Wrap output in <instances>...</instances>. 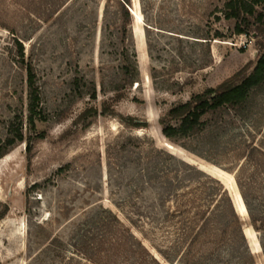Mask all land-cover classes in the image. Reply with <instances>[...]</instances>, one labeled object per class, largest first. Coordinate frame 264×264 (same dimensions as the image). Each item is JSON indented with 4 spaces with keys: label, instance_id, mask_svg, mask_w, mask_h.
Listing matches in <instances>:
<instances>
[{
    "label": "rangeland",
    "instance_id": "rangeland-1",
    "mask_svg": "<svg viewBox=\"0 0 264 264\" xmlns=\"http://www.w3.org/2000/svg\"><path fill=\"white\" fill-rule=\"evenodd\" d=\"M223 3L0 0V146L15 115L33 134L16 40L43 115L35 125L43 138L0 156V264H153L149 255L161 264L219 255L235 264L238 232H222L223 203L206 175L227 189L253 264H264V83L242 104L205 115L189 137L168 139L159 124L171 106L264 54V27L251 17L237 34ZM132 48L136 72L127 75ZM174 190L184 200L196 192L201 210L211 205L193 245L200 221L192 226L195 208L176 212Z\"/></svg>",
    "mask_w": 264,
    "mask_h": 264
},
{
    "label": "trees",
    "instance_id": "trees-1",
    "mask_svg": "<svg viewBox=\"0 0 264 264\" xmlns=\"http://www.w3.org/2000/svg\"><path fill=\"white\" fill-rule=\"evenodd\" d=\"M122 2L130 8L128 0H122ZM222 9L224 18L234 20V26L237 34L245 32L246 27L250 24L251 17H253L259 25L264 27V0H224ZM220 36L221 35L216 32L214 37ZM16 44L18 48L17 55L20 62L24 64L26 70L27 114L25 127L33 131V134L25 136L23 130V119L21 116L15 115L10 123L8 135L3 144L0 146V156L6 152L8 147L17 142L24 141L25 149L28 151L32 147V136L34 138H43L42 132L35 131L36 122L43 119L42 110L40 108V96L38 88L35 84V74L31 64L29 62H25L22 43L16 40ZM124 59V72L127 75H132L136 72V53L133 48L130 53L127 52L125 54ZM263 83L264 54L260 55L250 67L242 68L216 87H206L201 92L192 94L188 100L171 106L166 113L165 119L159 122L161 133L166 138L171 140L189 137L193 132L202 129L205 126V121L202 119L205 115L213 113L225 106H236L242 104L247 100L250 91ZM205 177L211 186L210 189L212 190V194L217 196L218 200L223 203L221 214L225 219V227L222 232H225L230 228H234V231L236 230L238 232V238L240 239V244L243 250L240 253L241 256L239 260L236 261L235 264H253V256L247 247V239L245 238L246 236H244L245 234H243L239 214L234 207L235 203L233 204L227 189L219 179L209 175H206ZM180 182L181 180L179 183ZM163 184V187L165 186V189L170 188L169 190L173 187H177L174 183L170 184L166 181L163 182ZM174 191L176 193L174 196L177 202V207L179 206V209H176V212L178 214L188 213L191 208H195L194 215L191 218V223L193 224L192 226H196L197 223L195 222L200 221L196 228L193 229L192 235L189 238V245H193L199 238L201 232L207 228V225H210L211 216L210 213H208V210L211 209V205H207V210H201L198 206L199 200L195 195L196 192L194 194L193 191H191L192 196L187 200H184V197L182 199L179 198L181 195H178L176 190ZM238 197L241 199V204H237V200L235 199L237 208L241 214H244L246 210L245 204L248 209L249 206L245 199L244 204L241 196L239 195ZM112 216L115 218L114 214H112ZM138 244L142 246L139 241ZM149 257L153 264H161L156 257L153 258L151 255H149ZM206 264L234 263H231L229 260L219 255L214 258L213 261L206 262Z\"/></svg>",
    "mask_w": 264,
    "mask_h": 264
}]
</instances>
